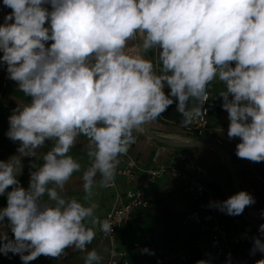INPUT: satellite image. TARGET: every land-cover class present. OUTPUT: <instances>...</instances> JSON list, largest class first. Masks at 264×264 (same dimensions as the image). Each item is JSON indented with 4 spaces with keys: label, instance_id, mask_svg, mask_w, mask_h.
Instances as JSON below:
<instances>
[{
    "label": "clouds",
    "instance_id": "obj_1",
    "mask_svg": "<svg viewBox=\"0 0 264 264\" xmlns=\"http://www.w3.org/2000/svg\"><path fill=\"white\" fill-rule=\"evenodd\" d=\"M3 5L12 11L0 24V63L31 100L9 117L7 136L20 142L19 155L0 160V195L12 186L0 222L7 218L14 234L10 240L0 232V252L21 254L28 264L74 249L86 252L85 264H99L102 256L87 246L97 225L106 234L113 225L101 222L95 204L62 195L81 171L68 153L81 136L87 139L91 166L81 179L89 199L98 174L102 187L114 180L119 157L136 142L133 133L174 102L182 127L204 118L208 87L217 79L225 85L219 96L230 121L227 136L240 140L237 157L264 162V0H3ZM49 143V151H40ZM23 157L36 158L27 189L18 180ZM254 203L242 190L218 206L238 216ZM259 231L264 234V224ZM256 252L264 253L259 238L253 239L251 254Z\"/></svg>",
    "mask_w": 264,
    "mask_h": 264
},
{
    "label": "crops",
    "instance_id": "obj_2",
    "mask_svg": "<svg viewBox=\"0 0 264 264\" xmlns=\"http://www.w3.org/2000/svg\"><path fill=\"white\" fill-rule=\"evenodd\" d=\"M51 10V5H45ZM7 14L12 10L6 7ZM49 44L51 42H48ZM3 55V54H2ZM148 56L153 53L149 52ZM233 67L235 64L233 63ZM225 90V85L218 79L213 81L208 87V127L210 133H203L196 136L193 133L185 132L180 124L183 117L176 111V102L162 113L156 121L145 125L143 128L147 132H152L157 136L180 144L172 146L168 143L154 140L147 133L135 131L133 135L136 142L129 148L128 154L136 161L138 172L132 180H128L121 174H115V186L112 188L102 187V178L97 175L91 197L86 199L87 194L82 188V174L91 166L90 158L87 156V139L81 136L74 148L68 155L72 156L81 164V171L74 173L73 177L65 186V195L68 198H76L85 206L95 204V215L102 221L103 216L120 201V196L129 190L137 189L143 181L146 170L150 168L167 167L173 162V156L185 153L189 159V165L179 164V168L192 176L206 187V196L210 197L214 204L219 207V203L225 201L230 196L247 191L254 199L255 203L244 209L246 216L255 219L260 224H264V162H251L240 159L236 155V145L239 138L229 139L227 130L230 121L228 113L222 108V97L219 93ZM165 93H170L167 86ZM229 94V99H231ZM30 97H26L19 91L17 82L9 78L7 66L0 63V160L7 161L17 152L20 146L19 141H12L8 136L9 117L14 109L21 103H29ZM161 134V135H160ZM165 135H173L174 139ZM178 137L180 138H176ZM204 144L213 143L218 146L221 152L207 145H195V142ZM51 148V143L41 149L46 153ZM124 155L119 157L120 165L123 166ZM34 157H23L22 174L18 177L20 186L25 189L30 181V163L35 162ZM43 163L42 159L40 161ZM12 190V186L6 189L5 194L0 195V210L7 206V192ZM149 200L146 209H136L129 224L118 230V246L126 252V256L131 264H153L154 258L138 252L133 247L134 241L141 243L152 242L165 251L189 248L188 260L184 264H196L197 261L205 260L200 253L199 246L208 244L210 232H201L198 227L190 222H185L183 215L193 210L197 202L184 187L182 180L173 176L170 172L163 173L156 178L147 188ZM44 199H47L45 196ZM219 223L232 236L236 232H246L248 237H257L262 233L241 215L232 216L223 211L217 215ZM239 220L238 225L234 224ZM253 227V229H252ZM98 225L95 227L97 231ZM0 232L6 233L8 239L14 240L7 218L0 222ZM139 232V236H135ZM264 238V234H262ZM6 242V241H5ZM234 255L241 264H256V261L264 259V253L256 252L251 254V240L237 242L233 246ZM88 251L95 249L102 260L99 264H104L108 256V244L99 242L97 237L87 246ZM66 255L60 258H52L41 255L28 264H85L86 252L67 249ZM213 264H234L231 263L226 254H217L214 251ZM28 254L27 252L24 253ZM206 261V260H205ZM0 264H24L21 254L0 252Z\"/></svg>",
    "mask_w": 264,
    "mask_h": 264
},
{
    "label": "built area",
    "instance_id": "obj_3",
    "mask_svg": "<svg viewBox=\"0 0 264 264\" xmlns=\"http://www.w3.org/2000/svg\"><path fill=\"white\" fill-rule=\"evenodd\" d=\"M5 15H7L6 6L3 5V0H0V24L4 23ZM2 54L3 53L0 52V56H2ZM204 108L207 109L208 115L209 108L207 102L205 103ZM207 115L204 118L194 121L193 124L188 127H182L181 124L180 126L185 132L196 134V136H201L203 133H210L211 129L208 127ZM123 159V166L120 164L118 165L116 174H121L130 181L138 172V166L136 161L128 153L124 155ZM189 163L187 155L181 153L173 156V162L169 168L161 166L146 170L145 177L140 186L135 190H129L123 193L120 196V201L112 206V208L103 216L101 222L108 220L113 225V232L107 234L102 232L100 230V225H98L96 231L98 241L106 242L109 247L108 256L104 264H131L126 256V252L118 246V230L129 224L132 214L136 209H146L148 207L149 200L147 197V188L156 178L160 177L165 172H170L173 176L180 178L185 189L191 195V198L197 202V205L193 210L183 215V219L185 222H190L196 225L201 232H210L209 243L199 246L200 253L204 256L207 264H213L212 251L217 254H226L231 263L241 264L234 255V244L237 242H245L250 239L253 248L254 238H259L261 241H264L262 234L254 238H249L246 232H236L232 236L223 228L217 218L220 209L214 204L210 197L206 196V187L178 166L179 164L189 165ZM114 186L115 178L105 187L112 188ZM238 223L239 220L234 221L235 225H238ZM135 236L138 237L139 232H135ZM133 247L140 253H143L142 250L144 248H147L150 252L154 253H145L154 258L153 264H184L189 257V248L165 251L150 241L141 243L136 240L133 242Z\"/></svg>",
    "mask_w": 264,
    "mask_h": 264
},
{
    "label": "water",
    "instance_id": "obj_4",
    "mask_svg": "<svg viewBox=\"0 0 264 264\" xmlns=\"http://www.w3.org/2000/svg\"><path fill=\"white\" fill-rule=\"evenodd\" d=\"M146 133L148 134V136H150L151 138H153L154 140H158V141H161V142H165V143H168V144H170V145H172V146H178V145H185V144H180V143H178V142H176V141H172V140H169V139H165V138H161V137H159V136H157L156 134H154V133H152V132H147V130H146ZM195 145H199V146H203V145H207V146H209V147H211V148H214V149H216V150H218L219 152H221L220 151V149L218 148V146L216 145V144H213V143H209V144H204L203 142H195L194 143ZM242 216H243V218L245 219V220H247L249 223H251L256 229H258L259 230V227H260V223L259 222H257L255 219H253V218H251V217H249V216H246L245 215V213L243 212L242 213Z\"/></svg>",
    "mask_w": 264,
    "mask_h": 264
},
{
    "label": "bare ground",
    "instance_id": "obj_5",
    "mask_svg": "<svg viewBox=\"0 0 264 264\" xmlns=\"http://www.w3.org/2000/svg\"><path fill=\"white\" fill-rule=\"evenodd\" d=\"M139 131H141L142 133H146V130L144 129V128H142V130H139ZM161 135V134H160ZM166 137H168V138H171V139H174L175 138V136H173V135H165ZM176 138H180V137H178V135H177V137Z\"/></svg>",
    "mask_w": 264,
    "mask_h": 264
}]
</instances>
